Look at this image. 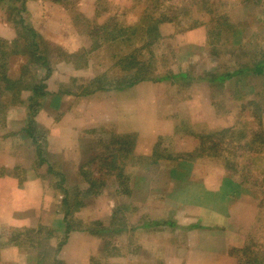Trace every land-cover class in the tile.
<instances>
[{
  "label": "rangeland",
  "instance_id": "374dc122",
  "mask_svg": "<svg viewBox=\"0 0 264 264\" xmlns=\"http://www.w3.org/2000/svg\"><path fill=\"white\" fill-rule=\"evenodd\" d=\"M172 5L179 9L185 6L187 9H192V17L197 20L192 22L187 20V24L198 21L200 23L198 27L203 28V36L204 33L207 35L211 24L218 23L219 27L216 31H221L220 36L209 40L205 38L202 47L188 46L183 35L184 30L181 29L184 27L173 23H162L159 26L161 37L151 46L154 52L151 62L146 56V49L150 48H143V41L135 40L127 45L120 43L118 38L119 43L115 42L111 45V42L106 41L107 33L100 29V25L105 22L108 27L117 24H138L142 12H155L157 16L163 12L167 14L176 12L175 8L170 10ZM177 12L181 11L177 10ZM220 15L225 16L220 18ZM29 29L36 32L33 39L40 41L39 50L49 54L50 60L47 61V65H41V61L37 63L34 60L33 48L29 44L32 35L27 33ZM196 37L198 38V35ZM13 39L26 45V49L19 46L16 50L24 53L17 52L11 55L9 67L12 75H19L22 64H28L29 70L23 74L24 80L37 79L35 84L42 85L46 94L39 97L34 104L30 100L27 101L31 91L23 89L19 98L6 108L3 120L0 121V158L15 156L18 159L16 162L18 170H20L18 166L25 168L34 166L37 144L25 137L27 135L25 131L29 130L32 136L38 139L45 134L46 131L33 120L37 121L34 117L38 118L42 115H38L41 112L37 111L40 106L47 105V97L53 95L55 90L66 94L81 93L89 80L103 74L106 77L132 75L135 71L130 73L120 70L118 59L123 54L141 47L143 55L137 62L143 65L137 67H144L143 71L152 74L153 78L173 75V72L181 71L189 79L200 81L195 86L202 92V96H206L209 91L217 93L216 97H212L216 102L214 106L216 112L206 109V105L211 102L208 96L200 101L203 105L200 121L204 120L207 123L215 120L218 123L217 127L232 126L233 128V132L226 133L227 139L224 138V143L219 146L221 157H218V160L189 159L199 155L200 151L197 147L203 143V140L209 143L211 138L208 140L204 136L201 140L199 129L198 131L189 129L185 121L176 117L172 118L175 129L170 133L171 135L160 136L156 140V143L160 144H158L159 149L158 145L155 148L156 155L162 160L160 165L152 167L149 164L152 154H149L151 157L149 160L139 159L140 154H135L136 152L133 151L125 157L123 171H127L129 176H125L121 185L119 181L106 179L103 188L107 192L98 196L95 202L102 207V210L98 211L99 214H108L107 204L115 203L116 220L122 222L120 219L122 218L127 224V229L121 233L105 234V238L102 239L103 253L98 258L100 262L98 264H238L241 261H246L248 264L247 258L255 257L256 260V256L258 258L255 264H264V145H260V152L249 149L254 148L251 143L258 137L260 127L264 133V67L262 74L253 73L256 64L264 62V0H0V40ZM131 47L135 49H130ZM180 58L182 60H178ZM127 61L122 60L123 65ZM147 61L151 62L148 69ZM244 66L250 69L248 74L236 75L223 82H213V86H218L217 89L212 87L213 89L210 90V85L206 83L212 76L239 70ZM200 78L202 81L199 80ZM19 99L23 102L19 103ZM200 124L198 128L201 127ZM21 128L25 130L22 134L18 133ZM109 135V133L108 136L102 134L99 140L106 143L112 139L108 138ZM202 135L207 136V134ZM89 136L86 134V140L94 142L96 136L91 140ZM48 147L45 148L47 155L54 156V159L59 156L64 160L72 154L59 150L55 152L53 150L55 146ZM98 151L103 153L105 150L101 147ZM181 157L189 161L188 166L177 167L176 158ZM221 164L229 170L228 178L239 181L244 188L239 196L241 201L239 204L233 201L236 200V196L220 197L222 193L211 198L207 193L206 198L215 201H208L207 205L203 202L202 207L198 208L193 207V202L196 201L191 198L193 196H189V193L168 196L173 194L170 191L174 190L176 183H180L179 174H184L188 170L191 172V181L194 184L201 182L216 192L220 184L224 185V182L221 183L222 172L216 169L217 166L222 167ZM153 168H160V172L149 175ZM172 168L177 170V176L170 177L173 173ZM135 169L140 170L139 175L143 173L147 175L144 177L131 175L130 172H134ZM19 173L22 175L20 171ZM30 174H38V168ZM49 174L51 175L47 176L44 172V176H47V188L46 195L41 198L47 209L34 212L30 208L19 207L14 211L21 215V225L12 226L14 228L0 226V232L12 234L15 239L18 237L27 242L29 233L36 234L34 237L38 238L44 236L52 227L51 220L57 218L58 213H62L60 193L53 192L52 188H59L66 182L71 185L73 181L70 177L61 180V177L51 172ZM8 181L11 186L14 184L12 179ZM196 185H192L190 189H194ZM140 186L143 188L138 191L137 188H141ZM138 197L146 199V203L141 205L143 199L140 200ZM153 201L158 206L152 208ZM92 212V209L84 208L81 214L89 216ZM220 216L225 217V222L217 224L212 221L213 217L220 218ZM41 219L44 224H41ZM99 221L104 226L109 225V214ZM165 221H173L174 225L170 226ZM142 223L152 225L149 224V232L142 236L140 248L136 243L141 236L136 240L134 232ZM117 225L116 223L113 228ZM189 225L196 227L189 229L187 228ZM235 230L240 234L242 241L247 240L246 246L250 248L242 255L231 250L230 245H226L224 241L227 238L231 239ZM183 234H186V237ZM153 239L158 243L156 251L153 250L152 244L155 243ZM106 241L110 242L109 245L107 243L108 247ZM199 242H203L207 253L193 248ZM175 248L182 252V255L177 256L178 258L173 256ZM222 248L226 249L225 257L218 256L222 254ZM52 250L53 240H50L49 245L47 243L45 249L39 252L44 255L46 252L52 253ZM240 250H244L243 245ZM166 256L169 258H165ZM49 257H45L47 260L45 264H54L51 255Z\"/></svg>",
  "mask_w": 264,
  "mask_h": 264
},
{
  "label": "crops",
  "instance_id": "0c3cea01",
  "mask_svg": "<svg viewBox=\"0 0 264 264\" xmlns=\"http://www.w3.org/2000/svg\"><path fill=\"white\" fill-rule=\"evenodd\" d=\"M183 35L186 37L185 41L188 46L199 47V45H201L202 47L206 38L205 33L203 36L202 27H196L190 30L187 29L184 31ZM196 35H198V38ZM178 60L182 59L180 58ZM172 74L173 77H168L167 79L142 80L132 86L120 89L111 88L107 90H93L88 93L73 92L67 94L55 90L53 95L48 96L46 99L47 105L40 106L38 108L39 111H37L41 112L38 115H42L38 118L34 117L37 121L33 120L36 125L46 131V136L43 134L41 139L36 138L34 135V138L28 135L25 136L27 139H31L34 144L35 142L37 144L34 166L30 168L18 166L20 167V170H18L16 163L18 159L15 156L12 158L2 156L0 158V171L2 172L0 174V226L4 228L20 226V221L22 220L21 215L14 211L19 207H27L28 209L34 210V212H42V210L47 209V206L44 205L41 198L46 195V178L51 175L49 172L57 177H61V180L64 177L72 178L73 184L69 185L68 182H66L64 184L62 183V186L59 188H52L53 192L60 193V205L62 198L61 193L63 190L70 192V190L75 187L83 189L88 186V184L81 179L83 175H85V170H91V175L95 178L100 175H110L112 177L116 175L115 172L112 174L107 173L105 170H103V173H98L95 166L99 163L100 157H107L108 161V157L111 155L121 160L122 156L119 155L120 152L117 149L119 148V144L117 143L118 141L126 143L127 137L132 142V151L136 152L135 154H140L138 158L141 160L148 158L149 160V154L157 153V151H155L156 146L159 144L156 143L157 138L164 135H171L170 133L175 129L172 118L176 117L177 119H182L188 124L191 130L198 131L199 129V135L209 134L232 127H217L216 125L218 123H216L215 120L207 123L204 120L200 121L202 114L201 106L203 109V105L200 101L208 96L211 102H209V105H206V109L210 112H216V108L214 107L216 102L212 100V97H216L217 93L209 91L206 96H202V92L198 91L195 86V84L200 81L193 78L189 79L188 76L185 80H182L179 76L182 74L181 71L173 72ZM194 80L196 82H194ZM206 83L210 85V90L213 88L217 89L218 87L217 85L213 86V82L210 80ZM52 114L57 115L53 116ZM23 123L24 121L22 124ZM199 124L201 127L198 128ZM176 128H178V126H176ZM22 132L24 133L21 128L18 133L22 134ZM108 133L110 134L108 138L112 139L106 141V143L101 142L103 140H99V136L102 134H107L108 136ZM86 134L91 136H89L90 140L93 136H96L94 142L86 140ZM19 136L21 139H24L22 135ZM145 142L148 143L146 144ZM47 146L52 148L55 146L56 148L53 149L55 152L59 150V152H72V154L64 158L66 161L59 158V156L54 159V156L49 157V154L47 155L48 152L45 150ZM85 146L88 147L85 148ZM145 146H147V148H145ZM101 147L105 150L103 153L98 151V148ZM39 148H41V152L38 153L37 151ZM121 149L122 148L119 150ZM83 152H87V154ZM200 159H205L207 161L218 160L215 157L205 156L200 157ZM37 168L38 174H30ZM216 169H220L222 172L220 174L221 183L224 182L229 176V170L225 169L224 165H222V167L217 166ZM19 171L23 176L20 175ZM139 171V169H135L134 172L130 173L137 177H144V175H147L145 173L139 175ZM44 172L47 176H44ZM150 172L151 173H148L149 175L158 174L160 168H153ZM122 174L124 176H129L127 171H123ZM8 179L14 181L12 186ZM221 186L220 184L216 192L210 190L203 184L200 189L202 192L208 193L211 198L219 193ZM142 188L143 187L137 189L140 191ZM143 191L145 190L143 189ZM106 192L107 190L103 188L99 195L90 197L85 201V205L74 213V216L83 222L100 220L102 217H105V215L108 217V214L109 217H111L116 208L115 203L113 205L107 204L108 214H99L98 211L102 210V207L98 205V202H95L98 196ZM114 192L116 193V191ZM239 196L240 194L238 193L235 197L236 200H233L237 204L241 202ZM138 198H140V200L143 199L140 202L141 205L146 203V199L142 197ZM210 198L201 196L200 201L193 202V207H202L203 202H205L204 205H207L208 201H215ZM139 206L138 209H140ZM155 206H158V204L153 201L152 208ZM84 208L92 209V214L89 216L82 215L81 211ZM56 212H58V210H56ZM140 214L142 215V212ZM58 215L57 218L51 220L50 223L52 227L46 231L44 236L35 238L34 235L36 234L29 233V241L27 242H25V239L23 241L20 238L18 239V237V240L15 239L12 234L0 232V264H38V262H40V264H45L47 261L46 258H50L49 255H51L54 264H98V258H100L103 253L102 238L93 232L82 229L70 230L65 235L63 214L58 213ZM212 219V221L217 224L225 222V217L221 216L220 218L213 217ZM41 224H44L42 219ZM149 224L145 223L146 227H144V223L140 224L134 232V234H136V240L141 236L140 240L136 243L140 248L142 236L146 235L150 230V227H148L150 226ZM152 224L154 223L152 222ZM187 228L190 229L192 227L188 226ZM222 234L224 235V232H222ZM58 235H60V237ZM183 236L186 237V234H183ZM50 240H53L52 253L46 252L42 255L39 251L44 250L45 245L47 243L49 245ZM224 241L226 245H230V249L241 248L244 242V240H241L237 230L232 232L231 239L227 238ZM60 243L61 245H59ZM152 245L153 250L156 251L158 243L155 242ZM193 248L200 249L202 252L205 251V253H207L203 242H199ZM174 251L175 253L173 256L175 258H178L177 256L179 254L182 255V252L177 248H175ZM221 253L222 254L218 256L225 257L226 249L222 248ZM218 256L217 258H219ZM39 258L40 260L38 261ZM165 258L169 257L166 256Z\"/></svg>",
  "mask_w": 264,
  "mask_h": 264
},
{
  "label": "trees",
  "instance_id": "16d2710c",
  "mask_svg": "<svg viewBox=\"0 0 264 264\" xmlns=\"http://www.w3.org/2000/svg\"><path fill=\"white\" fill-rule=\"evenodd\" d=\"M208 3V2H206ZM157 7V6H156ZM170 10L172 8L176 9V12L173 11L170 14H167L165 12L158 14L157 16L155 12H142L141 18H140V23L138 24H132V25H124V24H117L113 26H106L105 23L100 25V29L104 30L108 37L106 41L111 42L110 44L113 45L115 42L119 43H125L129 44L132 41L135 40H141L144 42L143 48H150L146 49L147 54L146 56L149 58L151 62H153L154 58V52L151 48L153 44L161 37L160 35V30L159 26L162 23H173V24H178L182 30H189L196 28L200 25L198 21L192 23V24H187V20L189 21H195L197 20L196 18L192 17V9H187V6L176 8L177 6L172 5L170 6ZM155 9V7H153ZM181 11V12H177ZM163 11V10H162ZM169 11V10H167ZM208 11V10H207ZM222 16L225 15H220ZM215 17V16H211ZM20 22H22L21 19H19ZM186 24V25H184ZM184 25V26H183ZM219 24H211V27L208 29L206 38L212 39L213 37H218L220 36V30L216 31ZM231 26V25H229ZM23 27V26H22ZM179 27V28H180ZM27 33H30L32 35V38L30 40V45L32 46V54L34 60H36L37 63L41 61V65H47V61L50 60L49 54L46 52H41L38 48L40 41H36L33 39L35 36L36 32L32 29L27 30ZM124 37V39H123ZM119 38V40H118ZM105 39V38H104ZM211 41V40H210ZM12 46V47H11ZM22 47L25 48L26 45H22L19 43L17 39H13L12 41H6V40H0V121L3 120L4 112L6 111V108L9 107V104H13L15 100L19 98V94L23 89H29L31 91V95L28 96L27 101H32L34 104L36 103V100L39 97H43L45 92H43V86L39 84H35L37 79L35 80H24L25 76L23 74H26V71L29 70L28 64H22L21 66V72L19 75H12L11 73V67L10 61H11V55L14 53H24L23 51H17V47ZM26 49V48H25ZM130 49H135L131 47ZM142 47L137 48L135 50H132L131 52H128L126 54H121L122 56L118 59V63L120 64V70L121 71H129L130 73L132 71H135L132 75L129 76H124V77H106L105 74L99 77H94L91 80H89V83L85 85L84 90L81 91V93H88L93 90H107V89H120L124 87H129L134 84H136L139 81L142 80H163L167 79L168 77H173L172 75H164V76H156L153 78L152 74L148 72H144L143 70L145 69L144 67H137V65H143L141 62H137V60H140V57L142 54ZM36 54V55H35ZM116 56V54H113ZM122 60H128L125 65H123ZM151 62L149 61L146 62V65H149L147 69L150 67ZM122 63V64H121ZM264 67V62H259L256 64V67L253 69V73L256 74H262L263 70L262 68ZM250 71L247 66H244V68H241L239 70H234L232 72H226L224 74H219L218 76H212L211 79H209L211 82H223L225 80H230L236 75H241L244 73H247ZM252 73V72H251ZM181 79L185 80L187 78V75L185 74H180L179 75ZM200 78L199 80H201ZM71 93V92H69ZM73 93V92H72ZM78 93V92H76ZM19 103L23 102L21 99L18 100ZM260 127V126H259ZM25 131V130H24ZM26 134L33 138L32 133L29 132V130L25 131ZM229 132H233V128H225L221 131L209 133L206 135H199L200 139L203 140L204 136L210 139V142L207 143V141L203 140V143L198 145V149L200 151L199 155L194 156V157H189L191 161L198 159L200 157H203V154H206L205 157H215V158H220V147L221 144H223V139H227V134ZM227 133V134H226ZM214 141H217L214 142ZM126 143L118 141L117 144H119L118 151L120 152L119 155H121V160L117 159L116 156H111L109 155L108 161L107 157H100L99 163L96 164L95 169L97 168L98 173H103L102 171L105 170L107 173H116V175L110 176V175H100L97 176L96 178L93 177L91 174V170H85V175H83L82 180L88 184L86 188L83 189H78L74 188L69 191H64L61 193L62 198H61V207H62V214H63V222L65 223V235L68 233L70 230H75V229H82L85 231L93 232L102 239L105 238V234L109 233H121L126 231L127 229V224L124 223V220L122 218L120 222L119 220H116L117 216V210L114 209L111 217H110V224L107 226L102 225L101 221L99 220H94L90 221L89 223H85L78 218L74 216V213L81 209L85 205V201L89 199L90 197L99 195L101 189H103L104 182L106 179L110 178L113 179L114 181H119V185H121V181L126 178L122 172H123V162L125 160V157L129 155V153H132V142L130 139L127 137L126 138ZM251 143V142H250ZM257 143V145H256ZM264 145V133L263 130L260 127V132L257 138H255V142H252L251 145H253L254 148H249L250 150L254 152H260V145ZM249 145V144H248ZM122 148L121 150H119ZM38 153L41 152L40 150L37 151ZM186 156V155H184ZM151 158V157H149ZM160 158V160H159ZM222 160H225L222 158ZM177 167L179 166H188L189 161L187 159H182L181 158H176ZM118 162V163H117ZM162 163L161 157L157 156L155 153L152 154V158L149 160V164L153 166H158ZM93 164V162H92ZM226 165V164H225ZM228 166V165H227ZM230 167V166H228ZM179 168V167H178ZM173 173L170 174V177L177 176V170L172 168ZM171 173V172H170ZM191 172L188 170L184 174H179L178 180L180 183H176V186L174 187L173 191H170V193L173 194H168V196H172L174 194L178 195H183L185 193H189V196L194 201H199L201 196L206 198L207 193L201 191V185L202 183H193L191 181ZM226 181V183H225ZM224 181V185L222 186L224 189H220L219 193H222L220 197L224 198H232L236 195L241 194L242 192V186L239 181H232L231 178H226ZM197 184V185H196ZM192 185H196L194 189H190ZM244 190V188H243ZM119 190H117L118 192ZM238 192V193H237ZM228 196V197H227ZM87 198V199H86ZM120 222V223H119ZM168 223L170 226L174 225L173 221H165ZM118 224L116 228H113L115 224ZM112 226V227H111ZM144 227L146 225L144 224ZM189 227H196V225H189ZM247 239V238H246ZM31 243V242H30ZM109 245L110 242L106 241V245ZM33 244V242H32ZM247 240L244 239V244L243 248L244 250H240L241 248H236V249H231L234 252H238L242 255L246 251V249L249 246H246ZM61 245V243L59 244ZM107 245V247H108ZM246 247H245V246ZM107 247L104 248L106 249ZM264 247V246H263ZM252 252V251H251ZM260 255V254H259ZM258 256H256L257 260ZM248 259V264H255L256 260L255 257L247 258ZM245 260V259H244ZM238 264H247V262H239Z\"/></svg>",
  "mask_w": 264,
  "mask_h": 264
}]
</instances>
